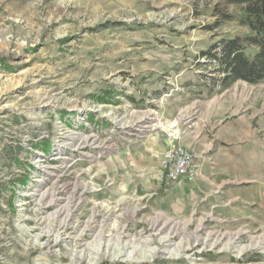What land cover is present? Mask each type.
I'll return each instance as SVG.
<instances>
[{"label":"rangeland","instance_id":"374dc122","mask_svg":"<svg viewBox=\"0 0 264 264\" xmlns=\"http://www.w3.org/2000/svg\"><path fill=\"white\" fill-rule=\"evenodd\" d=\"M241 14L225 0H0V264H264V243L225 248L235 235L264 241V80L219 90V63L203 54L250 36ZM77 131L118 149L74 155ZM170 137L198 155L242 145L239 166L166 188ZM68 202L52 229L69 237L53 241L39 219ZM101 230L150 247L168 236L186 255L123 261L121 246L93 248Z\"/></svg>","mask_w":264,"mask_h":264},{"label":"trees","instance_id":"16d2710c","mask_svg":"<svg viewBox=\"0 0 264 264\" xmlns=\"http://www.w3.org/2000/svg\"><path fill=\"white\" fill-rule=\"evenodd\" d=\"M242 7L240 22L250 28L246 39L222 38L211 50L203 52L218 61L214 77L219 90L230 87L238 80L257 83L264 80V0H225ZM245 42L259 47L254 54H247ZM217 49V50H216ZM215 50V51H214Z\"/></svg>","mask_w":264,"mask_h":264},{"label":"bare ground","instance_id":"6f19581e","mask_svg":"<svg viewBox=\"0 0 264 264\" xmlns=\"http://www.w3.org/2000/svg\"><path fill=\"white\" fill-rule=\"evenodd\" d=\"M93 143H95V142H93ZM78 148H79V144H78ZM47 195H48L47 192L41 193L39 200H41L42 198H44ZM69 202L67 205L59 207L58 209H56L55 211L50 213L48 216H42L39 219L40 225H43V228H44L43 230L45 232V235H47L50 238H51V236H54L51 239L53 241L65 240L66 238L69 237V236H64V233L62 231L56 232V231H54V229H52V225H53L52 222L54 220L59 221L60 224H62L63 226H65V224H67L69 218L72 215V212H73L72 208L74 206V205L69 204ZM155 225H157V223H155ZM160 228H161L160 230L165 228L164 224L161 225ZM171 232L172 231H169L168 234H170ZM104 233H105V231L101 230L100 232H98V234L95 235L94 241L96 240L97 242L95 245H93V248L100 250L103 244L108 245V246H110V245L121 246V247H119L120 252L115 253V256L118 258H121L123 261H125V260L134 261V262L135 261H139V262L143 261V259H140L136 255L140 249L147 252L145 254H147L151 257H154L155 254H160V252H162L165 255L164 257H166V258H169V257L181 258V257H184L186 255L185 254V247H184V245L182 246V241L175 244V246H172V247L168 246V244H170L172 242V240H170V237H168V236L161 238L162 241L166 242L165 247H156V246L150 247L148 244V242H149L148 238H146L145 240H139L138 243L136 241H130L129 243L132 244L133 248L129 249V245H128L129 243L126 242V243L122 244L119 241L120 237H116L115 239H114V237H111V239L108 240L107 242L102 241V240H104L103 239ZM112 238H113V240H112ZM229 238L230 239H229L228 243L226 244L225 248L227 249L233 243L234 246L238 248V252H240V254H242L245 249L254 248V247H257V246L262 245L264 243V241L261 238H256L250 244L239 246L236 243L237 239H238V235L230 236ZM217 239H218L217 241H221L222 237H218ZM215 243L216 242H214V244ZM88 247L89 246H86L85 249L81 250L80 257H81V255L85 254V251L87 250Z\"/></svg>","mask_w":264,"mask_h":264},{"label":"built area","instance_id":"2783aa9c","mask_svg":"<svg viewBox=\"0 0 264 264\" xmlns=\"http://www.w3.org/2000/svg\"><path fill=\"white\" fill-rule=\"evenodd\" d=\"M84 125L89 126V123L86 121L84 122ZM149 127V125H145L144 127L140 128V133L144 135L148 131ZM79 133L80 131H77V135L70 138L71 145L77 142L82 143V148L77 149V151H74L72 146L74 155L79 153L78 156L80 155L82 158H90L92 160L105 157L107 152L111 153L110 155H112V153L118 149L117 145L113 141H110L107 143V145H97L98 134L94 132L88 135L85 134L86 136ZM92 136L93 139L96 140L95 143H91L88 140V138ZM163 152L164 153L162 154L160 161V165L163 167L161 180L164 182L166 188L171 187L175 183L181 182L182 180L194 182L200 175L202 166L199 160V155L192 151L188 146L181 142H173Z\"/></svg>","mask_w":264,"mask_h":264},{"label":"crops","instance_id":"0c3cea01","mask_svg":"<svg viewBox=\"0 0 264 264\" xmlns=\"http://www.w3.org/2000/svg\"><path fill=\"white\" fill-rule=\"evenodd\" d=\"M172 137L167 138L163 141L166 145H170L169 141H172ZM172 143V142H171ZM167 146V148H168ZM163 149V148H162ZM166 149V148H165ZM242 149V145L239 146H224V147H209V148H201V154H199V160L201 162V172L199 179L206 182L210 181L211 176V169H220L225 167H236L239 166L237 160V153L240 152ZM137 152H145V151H137ZM142 155L140 154L139 157ZM138 157V156H137ZM143 157V156H142ZM220 181V180H219ZM221 182V181H220ZM182 184L171 186L173 187L174 191L180 192V187ZM177 189V190H176ZM241 196L233 197L234 200H239Z\"/></svg>","mask_w":264,"mask_h":264}]
</instances>
